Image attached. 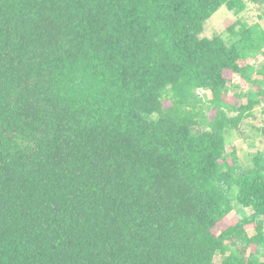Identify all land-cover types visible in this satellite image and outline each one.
Returning a JSON list of instances; mask_svg holds the SVG:
<instances>
[{
    "label": "trees",
    "instance_id": "trees-1",
    "mask_svg": "<svg viewBox=\"0 0 264 264\" xmlns=\"http://www.w3.org/2000/svg\"><path fill=\"white\" fill-rule=\"evenodd\" d=\"M247 3L0 0V264H264V34L200 38Z\"/></svg>",
    "mask_w": 264,
    "mask_h": 264
},
{
    "label": "rangeland",
    "instance_id": "rangeland-1",
    "mask_svg": "<svg viewBox=\"0 0 264 264\" xmlns=\"http://www.w3.org/2000/svg\"><path fill=\"white\" fill-rule=\"evenodd\" d=\"M263 13V7L252 3H247L242 13L230 12L222 7L204 23L200 38L211 39L214 36H219L227 40L229 38L227 29L237 22L245 24L248 27H258L262 31V34H264ZM249 63L256 71L264 68V58L262 57L249 60ZM249 90H253L251 84L243 85L238 76H233L229 86L224 90V97L229 104L239 106L246 104ZM199 94L204 100L208 99V96L203 92H199ZM232 115L234 113H231ZM254 116V120L245 121L244 124L239 126L238 130L231 132L227 136V153L233 150L240 163L246 168L251 166L252 156L257 151L264 150V140L259 133V128L264 124V102L261 101L255 107ZM221 259V256L217 254L214 261L219 263Z\"/></svg>",
    "mask_w": 264,
    "mask_h": 264
}]
</instances>
